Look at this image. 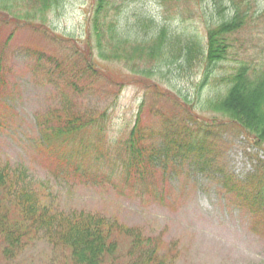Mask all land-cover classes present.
<instances>
[{
	"label": "rangeland",
	"instance_id": "rangeland-1",
	"mask_svg": "<svg viewBox=\"0 0 264 264\" xmlns=\"http://www.w3.org/2000/svg\"><path fill=\"white\" fill-rule=\"evenodd\" d=\"M94 1L63 0L58 8L44 15L48 35L23 26L14 31L11 44L2 42L5 48L0 44V67L2 64L7 67L0 91V166L7 162L25 166L39 180L49 183L55 203L64 210H85L116 217L121 224L137 232L138 236L130 239L133 243L139 239L143 247L149 240V248L157 251L154 257L159 261L150 264H264V214L254 215L235 191H228L233 180L245 185L258 166L255 159H264V155L236 128L228 126L218 133L221 134L214 139L215 157H209L210 165L196 166L194 153H188L190 159L183 161L176 159L174 154L164 159V154L156 152L160 168L144 163L142 168L136 167L135 172L131 166L127 167L128 163L136 165L126 158L119 144L133 128L140 107L143 122L151 127L155 119L145 112L153 105L162 106L166 111L172 106L160 101L155 88L144 78L135 76L130 81L140 80L142 84L131 83L128 80L132 77L131 71L112 53L104 50L108 60L100 59L95 48L99 43L95 31L90 35L91 42L86 40ZM244 1L250 12L230 62L239 64L246 60L259 68L264 65V0ZM189 2L191 5L182 4L177 8L161 0H107L111 14L107 7V14L99 26L104 28L109 15L116 14L117 9L124 16L129 15L131 22L138 13L146 12L158 15L161 22L174 20V28L179 26L183 14L186 25L182 29L201 38L206 25L198 12L205 8L206 1ZM52 36L59 42L70 38L77 44L75 56L82 54L86 46L91 48L95 70L104 71L119 81H112L111 86L101 84V75L93 78L72 74L66 65L70 52ZM6 37L7 34L0 31V41ZM28 48L34 50L29 56ZM39 53L54 56L53 60L59 65L47 58L45 61ZM76 66L78 70L83 69L81 62ZM218 67L215 78L229 72L228 63ZM164 75V78L157 76L155 83L164 92L172 91L178 99L179 92L188 89L190 79L180 82L167 71ZM98 86L100 88L96 89ZM120 86L124 87L118 92ZM218 88H222L221 82ZM208 92H203V98ZM68 109L71 113L92 114L95 119L106 115L111 120L108 142L89 145L100 158L105 156L100 163L105 168L88 165L91 170L99 171L102 183L72 178L60 169L63 164L56 155L39 143V129L47 125L48 133L51 132L65 118ZM110 164L115 166L113 173L107 168ZM125 240L127 246L120 240V257L106 258L105 264L131 263L128 250L133 243L128 245L129 240ZM142 250L152 251L144 248L131 255L137 256ZM2 251L0 264H72L65 248L45 241L29 246L11 261Z\"/></svg>",
	"mask_w": 264,
	"mask_h": 264
},
{
	"label": "trees",
	"instance_id": "trees-1",
	"mask_svg": "<svg viewBox=\"0 0 264 264\" xmlns=\"http://www.w3.org/2000/svg\"><path fill=\"white\" fill-rule=\"evenodd\" d=\"M62 1L0 0V31L7 34L0 44H11L14 31L23 26L48 35L50 32L44 15L58 8ZM161 1L177 8L182 4L191 5L190 0ZM205 1V8L198 12L199 16L202 15V23L204 21L206 25L201 38L182 29L186 25L183 14L180 15L179 26L174 28V20L161 22L158 15L146 12L138 13L131 22L129 15L125 17L117 9L116 14L109 15L105 27L101 29L99 25L107 14V0H95L93 3L91 29L86 40L91 42L90 35L95 31L99 38L95 48L100 59L108 60L103 54L104 50L112 53L118 62L131 71L129 81L135 76L144 78L155 88L160 101L172 106L171 110L166 111L162 106L158 108V105H153L145 112L155 119L152 120L154 126L151 127H146L147 124L143 122L140 107L129 135L125 140H120L119 145L126 158L136 165L128 163L127 167L131 166L135 172L136 167L142 168L144 163L160 168L158 164L161 162L156 158V152L164 154V159H169L170 154H174L176 159L183 161L190 159L188 153H194L196 166L208 164L209 157H215L214 139L228 126L241 132L264 155V65L256 68L246 60L239 64L230 62L232 51L239 42V35L245 30L249 5L245 7L244 0ZM200 2L201 0L198 3ZM234 7L237 9H233ZM108 9L111 14V9ZM211 9L214 10L213 13ZM35 10L39 13L32 12ZM192 14L195 15L193 10ZM52 38L59 42L55 36ZM71 42L70 38H63L59 45L70 52L66 65L72 74L93 78L101 75V84L111 86L112 81H119L104 71L95 70L96 62L91 48L86 46L82 54L75 56L73 53L78 54L77 44ZM74 49L76 51H72ZM26 51L27 56L34 53L30 48ZM38 55L45 61L47 58L56 63L54 56L43 53ZM78 62L83 64L82 70L77 69ZM222 63L229 64V72L215 78L218 66ZM140 64L145 68L140 67ZM5 69L7 67L2 64L0 91ZM166 71L180 82L190 79L188 89L180 91L178 99L172 91L164 92L154 81L157 76L164 78ZM130 82L142 84L140 80ZM220 82L222 88L218 90ZM122 87L124 86L118 88V92ZM99 88L100 86L96 89ZM204 91H209L205 98ZM65 115L51 132L48 133L47 125L39 129L40 145L56 155L63 164L60 169L72 178L102 183L98 178L101 176L99 171L91 170L88 165H94L98 169L105 168L100 166L105 156L100 158L89 145L108 142L112 131L111 120L106 115L95 119L92 114L71 113L70 109ZM207 115L213 118L209 119ZM193 123L196 125L193 126ZM255 160L258 166L253 176L246 180L247 183L238 185L233 180L228 191H235L244 205L260 217L264 214V159L257 157ZM107 168L112 173L115 171L113 164ZM140 172L143 174L142 169ZM163 172L166 173L167 169H163ZM60 178L68 185L63 175ZM0 195V250H3V256L10 261L29 246L45 241L52 246L65 248L72 264H105L106 258L114 260L115 257H120V240L127 246L125 239L129 240L130 245L133 243L130 239L138 236L136 231L121 224L116 217L85 210L62 209L55 203L49 183L39 180L23 165L7 162L0 166ZM149 247V240L143 247H140L139 239L134 241L128 250L130 264L158 262L159 259L154 257L158 255L157 251ZM144 248L152 251L142 250L137 256L131 255L133 251Z\"/></svg>",
	"mask_w": 264,
	"mask_h": 264
}]
</instances>
